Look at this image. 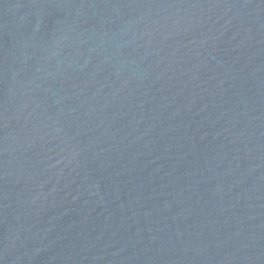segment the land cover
I'll return each instance as SVG.
<instances>
[{"label":"water","instance_id":"obj_1","mask_svg":"<svg viewBox=\"0 0 264 264\" xmlns=\"http://www.w3.org/2000/svg\"><path fill=\"white\" fill-rule=\"evenodd\" d=\"M0 264H264V0H0Z\"/></svg>","mask_w":264,"mask_h":264}]
</instances>
